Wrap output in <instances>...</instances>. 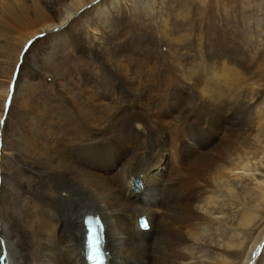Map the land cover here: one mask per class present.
<instances>
[{
	"label": "bare ground",
	"instance_id": "bare-ground-1",
	"mask_svg": "<svg viewBox=\"0 0 264 264\" xmlns=\"http://www.w3.org/2000/svg\"><path fill=\"white\" fill-rule=\"evenodd\" d=\"M41 1L42 7L35 0H0V43H5L10 35L16 40L10 52L11 61L9 64L7 61L9 66L0 75V121L9 108L6 107L9 97L21 85L22 79L15 81L14 74L19 62L25 61L29 44L41 36L61 35L75 19L87 25L89 22L81 15L98 0ZM103 45L98 37L92 48L98 50ZM1 51L0 66L5 58L9 59L3 58ZM104 64L103 72L110 71L115 77L128 80L126 73L116 71L107 61ZM44 78L49 79L48 75ZM256 86L254 82L244 87L239 85L237 99H227L222 110L225 125L220 131L212 120L196 111L181 119L169 111L162 119L165 110L156 102L153 92L141 95L138 88L127 86L126 92L134 102L128 112L132 121L125 136L122 135L126 147L118 156L108 146L111 136L105 134L112 123L108 114L83 120L73 127L74 139L70 144H74L73 152L77 154L74 158L61 159L55 163L56 167L46 169L19 167L28 172L33 190L13 182L2 172L0 264H86L84 220L87 218H98L103 225L101 246L106 264H201L192 263L196 256L198 260L201 257L217 260L214 264L234 261L255 264L264 244V223L241 253L237 250L235 254L238 244L235 236H231L222 256L216 249L219 246L204 244L208 230L220 223L208 217L210 211L204 207L217 206L219 213L223 206L231 207L236 196L229 188L228 178L235 170H250L245 167L250 161H246L249 157L245 155L252 145L247 131L253 132L251 114L257 98ZM142 97L154 103L150 117L141 107ZM206 106L215 108L209 102ZM1 125L0 153L4 155L8 145L6 130ZM234 126L242 133H233ZM257 133L264 136V129H257ZM7 155L14 160L13 152ZM242 161L245 162L241 167ZM106 162L110 163L107 169ZM97 170H104L109 176L105 179ZM261 183L264 184V179ZM261 186L252 197L258 210L264 208ZM14 207L23 211L22 218L14 213ZM258 210L244 214L240 225L255 227ZM142 217L149 223L148 231L138 227V219ZM216 236L222 237V230Z\"/></svg>",
	"mask_w": 264,
	"mask_h": 264
},
{
	"label": "rangeland",
	"instance_id": "rangeland-1",
	"mask_svg": "<svg viewBox=\"0 0 264 264\" xmlns=\"http://www.w3.org/2000/svg\"><path fill=\"white\" fill-rule=\"evenodd\" d=\"M35 1L42 7L41 0ZM81 16L86 17L87 25L75 19L61 35L36 38L24 53L27 63L19 64L15 78L22 79L21 85L12 93L1 125L6 130L8 149L4 155L0 153L5 159H0V181L5 173L13 182L33 190L28 172L19 167L46 169L56 167L61 159L74 158L77 154L73 152L74 144H70L73 127L102 115L112 117L105 134L111 136L108 146L118 156L126 147L123 136L132 121L128 112L134 102L126 92L127 86L138 88L141 95L153 92L165 110L162 119L169 111L178 119L196 111L212 120L220 131L225 125L222 110L227 99H237L239 85L254 82L257 98L251 114L253 132L247 131L252 145L245 155L249 157L246 161H251L245 165L250 170H235L228 178L236 196L231 207L223 206L221 213L217 206L204 207L210 211L208 217L220 221V226L208 230L204 244L219 246L217 252L224 256L227 241L234 235L238 244L235 254L241 253L264 223V208H255L252 198L258 194L260 184L264 187V136L257 133V129H264V0H98ZM98 37L104 45L95 50L92 46ZM5 41L0 43V51L3 48V58L9 59L2 61L0 75L9 66L7 61L9 64L16 44L11 35ZM105 61L116 71L126 73L128 80L103 72ZM140 102L150 117L154 103L146 97ZM208 102L215 108H208ZM232 132L242 133L237 126ZM9 152L14 153V160L7 155ZM109 165L106 162L105 168ZM190 172L193 174L195 169ZM96 173L105 179L109 176L104 170ZM256 210V226L243 228L242 216ZM14 213L23 216L18 207H14ZM216 227L222 230L220 238ZM214 261L207 257L198 260L197 256L192 259V263L201 264ZM255 261L264 264V244Z\"/></svg>",
	"mask_w": 264,
	"mask_h": 264
},
{
	"label": "water",
	"instance_id": "water-1",
	"mask_svg": "<svg viewBox=\"0 0 264 264\" xmlns=\"http://www.w3.org/2000/svg\"><path fill=\"white\" fill-rule=\"evenodd\" d=\"M21 62H19L20 64ZM18 72V65L16 67V71L14 74V79L16 78V73ZM10 98V97H9ZM9 105V102L7 103V107ZM6 113V112H5ZM7 116V114L5 115ZM4 116V117H5ZM84 224L89 226L87 232L89 233L88 236V242H85L88 244L86 247L90 249V255H91V261H93L92 264H96V259L94 258V245H95V240H98V246L101 248V245L103 243V227L101 226V222L98 218L92 219V218H87L84 220Z\"/></svg>",
	"mask_w": 264,
	"mask_h": 264
},
{
	"label": "snow or ice",
	"instance_id": "snow-or-ice-1",
	"mask_svg": "<svg viewBox=\"0 0 264 264\" xmlns=\"http://www.w3.org/2000/svg\"><path fill=\"white\" fill-rule=\"evenodd\" d=\"M7 107V106H6ZM0 123H2V121H0ZM94 258L95 259H99V253H94Z\"/></svg>",
	"mask_w": 264,
	"mask_h": 264
}]
</instances>
